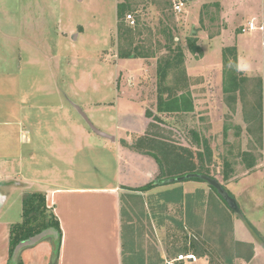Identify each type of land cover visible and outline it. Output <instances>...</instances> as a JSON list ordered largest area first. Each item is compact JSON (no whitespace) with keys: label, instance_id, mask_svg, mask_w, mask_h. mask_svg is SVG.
Listing matches in <instances>:
<instances>
[{"label":"rangeland","instance_id":"1","mask_svg":"<svg viewBox=\"0 0 264 264\" xmlns=\"http://www.w3.org/2000/svg\"><path fill=\"white\" fill-rule=\"evenodd\" d=\"M179 1L186 7L177 14L174 4ZM250 1L0 0V186L11 183L6 182L5 176L13 179L18 172L27 169V157L20 163L23 150L17 125L21 121L26 123L23 132L34 130L37 133L40 130L37 125H40L51 141L47 146L51 162L43 155L37 157L41 169L55 167L59 178L69 176L82 186L107 184L115 176V162L111 142L89 147L94 132L79 110L97 129L111 137L119 138L128 129H136L144 133L142 138L146 139V144L161 136L174 147H189L196 153L195 132L201 139H207L213 149L210 175L229 190L237 202L239 212L233 214V228L243 239H254L259 246L257 250L264 255V238L255 234L246 221L254 228V221L264 222V28L249 30ZM124 2L128 8L124 19L119 21L117 6ZM235 5L243 7L244 19L241 23L226 22L234 14ZM122 23L134 30L133 47L152 49L154 58L122 59L118 56L121 47L118 25ZM194 32L196 36L192 35ZM170 35L173 43H170ZM190 38L195 39L201 52L191 51ZM169 46L173 49L181 46L185 62L181 68L169 71L163 85L168 91L163 96L168 99V96L189 94L195 109L187 115L157 111L158 60L170 54ZM229 46L237 47L241 60L240 91L233 95L223 92L222 53ZM148 113L151 118L147 117ZM30 116L41 120L36 124L27 123ZM156 117L163 122L156 121ZM137 134L135 132V136ZM79 138H83L87 146L72 157V145L78 144ZM139 139H130L133 149L137 148ZM58 141L71 152L63 149L60 155H52ZM244 153L249 157L243 156ZM53 159H60L62 164L57 165ZM225 160L231 163L233 172L227 182L222 178ZM247 160H254L253 169L247 168ZM155 172L151 182L160 177L159 166ZM44 174L50 180L58 177L47 171ZM201 183L206 186L202 190L209 194V184ZM177 186L188 191L193 189L191 183L173 187ZM173 187L158 188L145 195L149 197ZM5 190L10 193L8 187ZM31 193L23 191L22 201ZM20 205L17 202L11 210L17 217L15 224L23 219ZM256 205L258 212L252 210ZM125 206V212L135 219V230L140 228L143 233L138 238L135 234V247L153 248L155 237L164 259L174 257L167 258V251L174 253L170 242L174 236L182 237L177 226L169 223L159 228L156 222L149 224L145 220L140 226L137 207ZM231 206L235 207L232 202ZM175 211L169 206L167 214L180 219ZM209 225L207 220L205 227ZM258 226L264 232V225ZM210 230L206 228L208 237ZM124 240L129 250L132 245L129 227L124 231ZM182 262L205 263L201 259L195 263ZM253 264H264V256Z\"/></svg>","mask_w":264,"mask_h":264},{"label":"trees","instance_id":"2","mask_svg":"<svg viewBox=\"0 0 264 264\" xmlns=\"http://www.w3.org/2000/svg\"><path fill=\"white\" fill-rule=\"evenodd\" d=\"M127 8L128 5L125 2L118 4L119 21L124 19ZM133 33L132 27L126 26L124 23L118 25V37L121 45L118 56L122 59L154 58L155 52L152 49L144 50L139 46L133 47ZM170 41V43L174 41L172 36ZM123 42L125 43L123 44ZM188 45L193 53L201 52V49L195 43V39H188ZM167 49L170 54L158 60L159 97L157 111L159 114L187 115L194 112L195 109L189 94L168 96V99L163 96L168 91V89H164L163 85H165L169 71L174 68H181L185 62L184 49L181 46L175 49L169 46ZM222 56L224 64L223 92L225 95H233V93L240 91L237 47H226ZM147 117L151 118V113H148ZM155 120L163 122L159 117H156ZM193 139L197 148L196 153L194 149L189 147H174L161 136L156 140H149L148 144H146V139H139L136 149L152 157L160 167L161 172L160 177L156 181L150 182L142 188H124L129 194L122 195L121 199L122 228L123 231L127 227L130 228L132 245L129 250L126 249L124 240L122 264H168V261L175 260L179 255L192 253L198 258L207 259L209 264H235L237 260L250 262L254 258V245L237 241L234 237L233 214L237 213L238 207L233 194L229 190L221 185L228 197L227 200L216 187L210 184L209 194H206L202 189H198L194 193H186L182 186L173 187L190 181L206 182L200 176L209 177L220 183L210 175L214 154L209 141L201 139L195 132ZM260 140L262 142V139ZM243 156L249 157V154L244 153ZM248 161H246L247 168L253 169L255 167L254 160ZM223 165L222 178L223 181L227 182L230 180L231 174H233L231 163L225 160ZM161 187L173 188H168L146 197L147 195L145 194ZM229 199L235 202L236 208L230 205ZM125 204L130 209L137 207L140 225L148 221L149 224L156 222L159 228L167 227L169 223L177 226L182 237L174 236L172 242H170L174 253L172 250H170V253L167 251V258L171 255H174V257H170L171 259L169 260L164 259L156 244L158 241L155 237L153 239V246L156 245L155 247L150 248L149 246L147 250L143 247H135V234L138 238L143 236V233L140 228L135 230L136 227L133 220L131 221L132 224L127 221L126 216L128 214L125 212ZM22 206V222L12 225L10 229L8 264H23L21 259L22 250L32 248L42 242H48L52 246L53 251L49 264H58L63 232L58 217L47 206L46 196L42 193L25 195ZM169 206L175 208V212L180 216V219H176L174 215L167 214ZM207 220L210 221V225L205 227ZM246 221L248 226L254 230V233L258 234L247 219ZM206 228L207 230L211 229L209 237V233L208 235L206 234ZM151 233L154 236L152 231ZM173 264L185 263L174 262Z\"/></svg>","mask_w":264,"mask_h":264},{"label":"crops","instance_id":"3","mask_svg":"<svg viewBox=\"0 0 264 264\" xmlns=\"http://www.w3.org/2000/svg\"><path fill=\"white\" fill-rule=\"evenodd\" d=\"M250 2L251 14L249 24L253 25V31L263 30L264 0H251ZM239 7L237 5L234 6L232 11L234 14L230 13V18L226 22L234 20V23H241L244 19L242 13L243 7L240 5ZM240 63L241 60L238 56L239 67L241 66ZM262 91L264 95V87H262ZM39 120L41 119L37 118L33 120L30 116L27 119V123L31 121L32 124H36ZM145 122L147 123V120ZM22 126L23 128H21ZM37 126H39L40 130L36 133L34 130L23 132L26 127L24 121L19 122L17 125L20 128L19 140L20 147L23 150V155H21L23 159H20V163H23L24 156L27 157V169L23 172H18V175L13 179L10 176H5L6 182L11 181V183L0 186V264H8L9 262L10 229L13 224L17 223V217L11 214V210L13 209V205L16 206L18 202L21 204L22 211V197L25 190L44 194L48 208L54 211L60 221L63 237L58 264H122L124 231L122 228L121 199L122 195L129 194L124 188L139 189L146 186L152 181L158 168L157 163L152 157L130 148L132 145L130 139L133 137L142 138L144 137V133L136 129H133V131L128 129V132H123L124 134L119 138L113 136V141L102 138L94 133L93 136L95 137H91L92 145L89 147L102 146L105 144L104 141L111 142L113 145V148H111L113 152L111 154L115 162V176L112 180L107 181L105 185L82 186L78 185L74 181V178L69 176L59 178V170L55 167L41 169L40 163L37 162V157L43 155L51 162L52 157L47 149L51 141L47 138L46 133L41 130L43 128L40 125ZM135 132L138 133L137 136H135ZM85 134L86 136L88 135L86 132ZM78 140V144L74 143L72 145V157H75L74 154L87 146V142L84 143L83 138H79ZM63 149L65 148L61 147V142L58 141V146L55 145L52 155H60V150ZM65 150L71 152L70 149ZM53 160L57 165L62 164L59 163L61 162L60 159ZM46 171L52 174L56 173L58 176L56 180H50L44 174ZM189 183L192 184L193 189L191 188V191L184 189L186 193L193 192L198 188L205 189L206 187L197 181L186 182L183 185L185 186V184ZM7 187L10 189V193L5 190ZM252 210L258 212L257 205ZM126 219L129 224H132V220L135 222V219L131 218L129 212ZM20 222H22V219ZM260 224L262 226L264 222H253L258 234L264 238V232L257 228ZM236 230L235 228V239L240 242L252 243L255 248V256L250 262L237 260L235 264H253L258 258L264 256L257 250L259 246H257L254 239L252 241L249 239L245 240L242 235L240 237L237 234ZM52 251L50 243L42 242L32 248L22 250L21 259L23 264H49ZM200 259L205 262L204 264H209L207 259L197 257V261Z\"/></svg>","mask_w":264,"mask_h":264},{"label":"water","instance_id":"4","mask_svg":"<svg viewBox=\"0 0 264 264\" xmlns=\"http://www.w3.org/2000/svg\"><path fill=\"white\" fill-rule=\"evenodd\" d=\"M192 35H193V36H196L197 33L194 32ZM79 111H80L81 115L84 117V119L86 120V122L88 123L89 127L91 128V130H92L96 135H98V136H100V137H102V138L109 139V140H111V141L114 140L113 137H111V136H109V135L103 133V132L100 131L99 129H97V128L92 124V122L87 118V116H86L81 110H79ZM200 178L203 179L204 181H206L208 184H210V185L216 187V188L218 189V191H219V192L225 197V199L228 200V197H227V195L225 194L224 190L222 189L220 183H218L216 180H213V179H211V178H209V177H206V176H200ZM231 202L235 205V208H236V204H235V202L232 201V200L230 201V199H229V203H230V205H231ZM237 211H239V210L237 209Z\"/></svg>","mask_w":264,"mask_h":264},{"label":"built area","instance_id":"5","mask_svg":"<svg viewBox=\"0 0 264 264\" xmlns=\"http://www.w3.org/2000/svg\"><path fill=\"white\" fill-rule=\"evenodd\" d=\"M185 3L183 1H179L174 4V12L177 14H180L185 11ZM128 18L132 20V16L129 15ZM249 30H252L254 27L252 24H249ZM182 261H190V262H196L197 257L193 254L188 255H179L174 261L168 262V264H173L174 262H182Z\"/></svg>","mask_w":264,"mask_h":264}]
</instances>
